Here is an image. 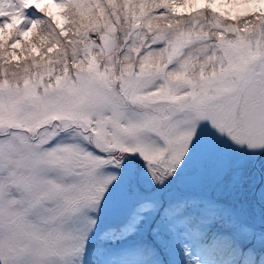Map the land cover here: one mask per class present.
<instances>
[{
  "label": "snow or ice",
  "instance_id": "snow-or-ice-1",
  "mask_svg": "<svg viewBox=\"0 0 264 264\" xmlns=\"http://www.w3.org/2000/svg\"><path fill=\"white\" fill-rule=\"evenodd\" d=\"M0 264H264V0H0Z\"/></svg>",
  "mask_w": 264,
  "mask_h": 264
},
{
  "label": "rangeland",
  "instance_id": "rangeland-1",
  "mask_svg": "<svg viewBox=\"0 0 264 264\" xmlns=\"http://www.w3.org/2000/svg\"><path fill=\"white\" fill-rule=\"evenodd\" d=\"M53 11L55 12L56 10H55V9H53Z\"/></svg>",
  "mask_w": 264,
  "mask_h": 264
}]
</instances>
